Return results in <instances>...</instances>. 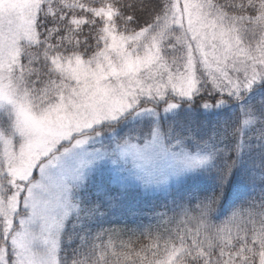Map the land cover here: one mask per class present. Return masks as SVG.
<instances>
[{
	"label": "snow or ice",
	"instance_id": "snow-or-ice-1",
	"mask_svg": "<svg viewBox=\"0 0 264 264\" xmlns=\"http://www.w3.org/2000/svg\"><path fill=\"white\" fill-rule=\"evenodd\" d=\"M0 264H264V0H0Z\"/></svg>",
	"mask_w": 264,
	"mask_h": 264
}]
</instances>
